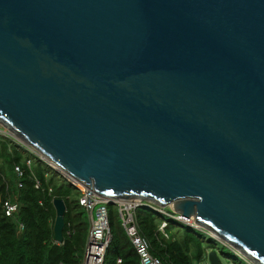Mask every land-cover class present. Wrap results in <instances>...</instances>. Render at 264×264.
I'll use <instances>...</instances> for the list:
<instances>
[{"label":"water","instance_id":"water-1","mask_svg":"<svg viewBox=\"0 0 264 264\" xmlns=\"http://www.w3.org/2000/svg\"><path fill=\"white\" fill-rule=\"evenodd\" d=\"M0 126L264 264V0H0Z\"/></svg>","mask_w":264,"mask_h":264},{"label":"trees","instance_id":"trees-1","mask_svg":"<svg viewBox=\"0 0 264 264\" xmlns=\"http://www.w3.org/2000/svg\"><path fill=\"white\" fill-rule=\"evenodd\" d=\"M16 167L24 171L20 180ZM81 198L82 192L46 162L10 142L0 141V264H83L91 220ZM56 199L66 205L62 244L55 242ZM7 200L18 204L14 218L5 215L3 203ZM108 211L112 240L105 264H140L123 226L119 205L109 204ZM134 219L152 255L163 264H208L209 252L216 251L212 243L215 239L205 231L169 220L148 208H138ZM164 221L169 222V239L160 232ZM20 224L25 227L23 232H19ZM207 238L212 244L206 243Z\"/></svg>","mask_w":264,"mask_h":264},{"label":"built area","instance_id":"built-area-1","mask_svg":"<svg viewBox=\"0 0 264 264\" xmlns=\"http://www.w3.org/2000/svg\"><path fill=\"white\" fill-rule=\"evenodd\" d=\"M0 141L10 142L14 146L24 150L25 152L32 154L39 158L41 161L46 162L51 168L65 177L67 180L72 182L81 192V205L85 207L90 220L91 227L89 231V237L87 242V247L85 250V257L83 264H105L107 251L111 244L112 234L109 226V211L108 205L111 204L108 200L96 195L90 194L88 190L77 183H74L71 179L67 177L65 173L56 169L51 165L45 158L39 154L35 149L25 145L20 141L15 135L10 131H7L0 126ZM27 166L30 168L31 161L27 162ZM15 172L17 178L20 180L24 176V171L21 167H16ZM19 188H22V184H19ZM36 188H40V184L36 183ZM120 207V216L123 221V226L127 231V234L140 258V264H163L162 261L154 257L151 253V248L149 242L139 233L138 227L136 225L134 214L135 211L140 207L148 208L161 216L175 221L177 223L185 224L193 229L202 230L199 226L195 224L193 220H188L185 217L176 214L170 210V208H162L151 203H141L139 201H130L126 203H115ZM3 209L6 217L14 218L18 213V204L11 200H7L3 203ZM169 226L168 221H164L160 227V232L162 235L169 239V235L166 229ZM25 229L23 224L19 225V232H23Z\"/></svg>","mask_w":264,"mask_h":264},{"label":"rangeland","instance_id":"rangeland-1","mask_svg":"<svg viewBox=\"0 0 264 264\" xmlns=\"http://www.w3.org/2000/svg\"><path fill=\"white\" fill-rule=\"evenodd\" d=\"M206 243L207 244L211 243V240L207 238ZM212 243L214 244L216 248L215 252H217L218 258L222 264H249L248 262L245 261L244 258H242L241 256H238L236 253H233L228 247L224 246L222 243L218 242L217 240L212 241Z\"/></svg>","mask_w":264,"mask_h":264}]
</instances>
